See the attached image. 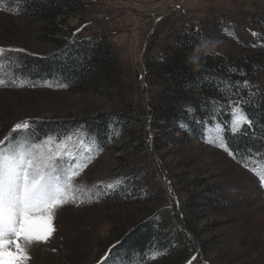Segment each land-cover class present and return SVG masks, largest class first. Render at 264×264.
<instances>
[{"label": "rangeland", "instance_id": "1", "mask_svg": "<svg viewBox=\"0 0 264 264\" xmlns=\"http://www.w3.org/2000/svg\"><path fill=\"white\" fill-rule=\"evenodd\" d=\"M84 1L86 10L70 14L58 27L76 29L80 37L103 35L115 54L111 75L99 85L83 88L27 83L16 87L9 82L0 86V138L24 120L67 122L99 113L114 118V130L103 143L80 127L57 136L71 137L63 148L57 137H51L54 151H79L83 156L89 155L86 148L91 149L90 162L74 183L99 185L91 195L97 191L101 195L58 208L55 232L47 242L20 241L30 250L27 264H98L108 253L106 264L125 235L146 221L178 229L179 255L169 264L177 260V264H264V184L255 174L264 171V162L241 163L229 155L224 135L233 133L232 109L241 107V100L228 96L226 105L221 100L217 115H225V126L213 116L202 117L197 122H202L200 137L152 112V105L166 102L154 70L176 46L214 38L222 42L215 53L231 61L264 54V0ZM2 2L4 59L56 50L53 42L44 40L40 22L25 21ZM262 65L250 69L251 88L246 92H264ZM116 178L124 183L107 190L104 185ZM16 242L12 237L13 254ZM157 258L156 254L150 262ZM14 259L6 255L0 264H14ZM121 261L110 264H127Z\"/></svg>", "mask_w": 264, "mask_h": 264}, {"label": "trees", "instance_id": "2", "mask_svg": "<svg viewBox=\"0 0 264 264\" xmlns=\"http://www.w3.org/2000/svg\"><path fill=\"white\" fill-rule=\"evenodd\" d=\"M84 2L3 0L4 5L18 9L25 21L40 22L44 40L57 46L55 51L47 54H16L15 58L12 57L13 64L5 66L0 72L9 85H12L15 75L16 82L24 79L31 86L50 84L59 88L57 85L63 84L67 85L66 88H83L99 85L101 79L111 75L115 70L116 59L103 35L80 37L76 29L69 32V27L64 31L58 27L65 24V18L70 14L85 11ZM189 35L199 40L197 33L190 32ZM196 45V42L185 47L178 45L159 60L154 74L161 82L160 94L166 102L162 100L160 104L152 105L153 115L167 124L180 123L185 132L200 137L202 122H197L207 114L225 126V115L222 118L217 115L218 107L222 105L221 100L224 99L226 105L227 97L235 96L241 100V107L250 117L252 126L245 124L237 133L226 131V142L234 158L241 163L264 162V92L245 91V88H251L249 83L245 84L252 77L250 69L259 62L264 65V54L257 52L232 61L221 55H202L198 66L187 62V57ZM222 88L227 90L221 91ZM113 120L108 113L91 114L67 122L37 120L31 122L27 131L19 134L37 141L45 137H57L73 127H80L103 143L114 130ZM179 235L176 227L162 229L156 222H143L125 235L124 241L112 252L106 264L118 260L127 264H169L171 258L179 255ZM156 254L158 260L150 262Z\"/></svg>", "mask_w": 264, "mask_h": 264}, {"label": "snow or ice", "instance_id": "3", "mask_svg": "<svg viewBox=\"0 0 264 264\" xmlns=\"http://www.w3.org/2000/svg\"><path fill=\"white\" fill-rule=\"evenodd\" d=\"M13 11L18 14V9ZM253 35L257 34L253 33ZM201 39L204 38L201 37ZM8 50L23 51V49ZM4 51L5 49L0 47V68L13 64L12 59L3 58ZM211 55L218 54L213 52ZM11 82L16 87H23L27 83L24 79L17 83L15 75ZM0 86H7L2 75H0ZM57 86L67 87L63 84ZM228 88L230 89V85ZM225 90L227 89H221V91ZM213 103L216 102L213 101ZM232 112L231 131L233 133L239 132L245 124L252 126L250 117L242 107H235ZM30 123L28 120L18 122L13 125L9 134L0 138V261H3L6 255H14V264H27L30 259L26 245L20 241L31 245L44 243L50 239L55 232L53 221L58 208L70 201L82 204L85 202V196L88 197V202H91L101 195L99 191L95 196L91 195L92 190L99 185L89 188L86 184L74 183V178L78 177L90 162L91 149L86 148L85 152L89 155L83 156L79 151H54L49 146L51 137L36 141L30 136L19 134L21 131H27ZM70 139L71 137L65 138V140ZM57 140L60 148L66 146L65 140L59 137ZM220 146L225 147L222 143ZM225 150L228 149L225 147ZM229 155L233 153L229 152ZM255 174L258 175L261 184H264V171H258ZM123 183V178H116L104 187L114 191ZM99 184L104 182L101 181ZM12 237H15L17 241L15 254L9 251L12 247ZM107 258L108 253L101 257L98 264H105Z\"/></svg>", "mask_w": 264, "mask_h": 264}, {"label": "clouds", "instance_id": "4", "mask_svg": "<svg viewBox=\"0 0 264 264\" xmlns=\"http://www.w3.org/2000/svg\"><path fill=\"white\" fill-rule=\"evenodd\" d=\"M221 43V41L214 38L201 41L194 47L192 54L187 57V62L192 65H198L202 55H211V53L215 52L220 47Z\"/></svg>", "mask_w": 264, "mask_h": 264}, {"label": "bare ground", "instance_id": "5", "mask_svg": "<svg viewBox=\"0 0 264 264\" xmlns=\"http://www.w3.org/2000/svg\"><path fill=\"white\" fill-rule=\"evenodd\" d=\"M29 252H30V250H29V248H27V254H28V256H29ZM14 253H15V248H14Z\"/></svg>", "mask_w": 264, "mask_h": 264}]
</instances>
